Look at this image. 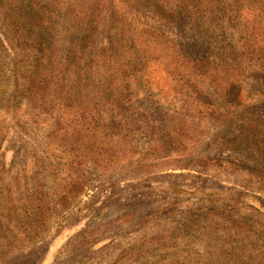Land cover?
<instances>
[{"label":"trees","instance_id":"trees-1","mask_svg":"<svg viewBox=\"0 0 264 264\" xmlns=\"http://www.w3.org/2000/svg\"><path fill=\"white\" fill-rule=\"evenodd\" d=\"M231 2L0 0V15L5 13L3 22L0 17V112L16 117L26 101L54 119L52 142L61 146L62 159L71 164L66 169L76 177L65 181L62 203L70 202L85 190L86 179L80 174L83 164L78 161L83 157L69 148L80 146L86 131L97 129L110 119L121 139L130 142L136 135L137 122L151 121L155 111L161 110L152 101V93H145L143 99L140 96L154 64L164 67L179 93L187 99L183 115L221 123L230 132L219 137L222 148L244 156L187 159L188 164L182 166L228 168L248 175L264 190V121L239 114L246 105L247 63L257 61L264 71V47L260 46L259 34L252 33L248 25L250 45L243 51L228 42L221 23L226 15L231 22L236 19L232 17ZM184 20L193 23L210 41L203 56L185 49L167 31ZM15 50L36 55L32 59L19 58ZM204 82L214 88V95L206 92ZM9 86L13 88L11 96L7 92ZM228 111L238 114L232 116ZM155 123L158 124L152 132L155 145L145 157L148 162L169 146L165 145V129L169 128L170 117L164 113ZM184 126L181 124L183 129ZM9 130L7 119L0 121V157ZM173 142L171 138L170 143ZM175 144L182 146L178 138ZM99 145L92 147L91 161L98 169L107 170L115 165V153ZM155 167L145 163L144 170L150 174ZM28 180V173L24 170L19 173L8 191L7 204L10 211L19 205L28 212L38 211L40 217L34 219L29 231L23 232L32 241L44 232L41 218L44 190L39 185L34 195L19 200L17 196L26 193ZM252 213H256L255 217L243 216L235 207L206 217L196 215L197 220L186 231L188 245L204 251L207 260L214 264H236L239 260L256 264L264 257V248L258 246L264 241V213L257 210ZM203 224L207 226L204 228ZM201 236H205L203 240ZM151 242L146 247L148 254L155 244H162L165 249L171 246V241L168 243L165 238L157 237ZM14 244L17 249L25 242ZM166 260L163 257L159 263Z\"/></svg>","mask_w":264,"mask_h":264},{"label":"rangeland","instance_id":"rangeland-1","mask_svg":"<svg viewBox=\"0 0 264 264\" xmlns=\"http://www.w3.org/2000/svg\"><path fill=\"white\" fill-rule=\"evenodd\" d=\"M231 4L232 17L236 19L231 22L226 15L221 23L228 42L243 51L250 45L251 29L264 44V0H232ZM167 31L194 54L203 56L207 52L210 41L193 23L184 20ZM14 53L27 59L36 55L20 50ZM244 81L246 105L239 114L264 121V71L259 62L247 63ZM203 86L214 95L208 82ZM7 92L12 95V86ZM147 92L153 94L152 101L161 110L155 111L151 121L137 122L132 141L121 139L107 119L99 128L86 131L80 146L69 148L83 157L78 161L83 164L80 174L87 184L77 198L67 203H62L65 181L76 177L66 169L71 164L62 159L61 146L52 142L54 119L26 101L16 117L0 112V121L7 119L10 129L0 157V264H160L163 257L167 260L162 264H214L207 260L204 251L188 245L186 231L197 220L195 216L206 217L235 207L243 216L255 217L252 212L256 210L264 213V190L248 175L228 168L182 166L188 164L187 159L244 157L222 148L219 137L230 133L229 130L215 121L186 118L183 108L188 101L160 64L149 69L147 84L140 90L141 99ZM157 105L154 106L158 110ZM164 113L170 117L169 128L165 129V145L169 146L148 162L145 157L155 145V122ZM177 138L182 144L180 148L175 144ZM99 144L115 153V165L107 170L98 169L91 161L92 147ZM145 163L156 165L150 174L144 170ZM23 170L29 174V180L26 193L17 196L19 200L34 195L39 185L44 190V232L32 241L23 232L29 231L34 219L40 217L38 211L28 212L21 205L10 211L7 204L11 184ZM203 233L206 235V230ZM157 237L171 241V246L165 249L162 244H155L148 254L146 247ZM16 241L25 244L15 249ZM262 242L258 246L264 248ZM239 263L244 264V260L236 264ZM255 263L264 264V257Z\"/></svg>","mask_w":264,"mask_h":264}]
</instances>
